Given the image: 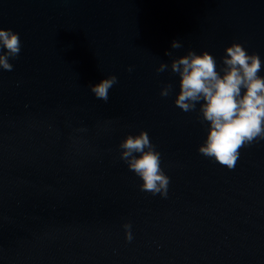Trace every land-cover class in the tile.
<instances>
[{"label": "water", "instance_id": "95a60500", "mask_svg": "<svg viewBox=\"0 0 264 264\" xmlns=\"http://www.w3.org/2000/svg\"><path fill=\"white\" fill-rule=\"evenodd\" d=\"M0 27L22 44L0 69V264H264V140L231 170L210 161L207 122L175 105L178 75L155 70L191 49L219 71L232 42L264 62V0H0ZM109 74L105 102L88 86ZM141 130L167 198L119 159Z\"/></svg>", "mask_w": 264, "mask_h": 264}, {"label": "clouds", "instance_id": "9594fccd", "mask_svg": "<svg viewBox=\"0 0 264 264\" xmlns=\"http://www.w3.org/2000/svg\"><path fill=\"white\" fill-rule=\"evenodd\" d=\"M182 46L177 40L171 42L172 49ZM21 47L18 33L0 27V69L13 70L9 61L18 58ZM223 51L226 55L221 56L219 71L213 55L203 50L197 54L191 49L171 59L170 64L161 61L155 70L178 75L175 105L184 112L196 111L201 123L207 122L206 136L198 145V152L231 170L238 162L241 149L264 140V77L259 75L264 62L257 53H249L238 42H232ZM165 55L171 57L173 53L166 51ZM117 83V77L109 74L88 88L97 99L107 102L110 89ZM172 89L171 83H164L160 95L168 97ZM118 148L119 159L139 177V189L167 198L171 181L161 166V153L147 132L141 130L137 135H125ZM122 227L125 239L130 242L133 239L131 224L125 222Z\"/></svg>", "mask_w": 264, "mask_h": 264}]
</instances>
